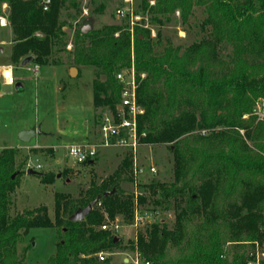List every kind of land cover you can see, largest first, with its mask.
Masks as SVG:
<instances>
[{
	"label": "trees",
	"instance_id": "16d2710c",
	"mask_svg": "<svg viewBox=\"0 0 264 264\" xmlns=\"http://www.w3.org/2000/svg\"><path fill=\"white\" fill-rule=\"evenodd\" d=\"M43 1L0 0V14L2 5L7 7L12 35L9 60L14 65L33 57L34 65L60 66L61 61L55 57L65 53L64 24L59 22L64 3L49 0L44 11ZM194 7L203 8L206 14L202 27L209 29V40L203 46L195 45L181 53L169 44L163 45L159 33L152 40L149 30L135 26L131 33L126 23L86 34L77 29L70 54L73 66L97 71L103 81H94L93 108L107 109L115 119L120 103L116 75L130 68L132 55L137 104L143 111L137 118L139 143L168 145L172 154L173 181L142 188L148 191L152 205L174 210L173 227L168 230L165 225L152 224L128 243L130 250L136 248L145 254L148 264H158L167 244H182L187 219L183 204L196 205L194 212L199 214L237 195L236 218L240 220L243 210L254 217V205L264 199V119L252 116L255 101L260 99L264 104V0H141L142 10L158 26L177 11L181 22L186 23ZM217 48L220 52L230 49L234 55L219 56ZM158 49L160 52H156ZM246 54L260 63L246 65ZM214 64H218V72ZM186 102L199 111L198 116L193 110H181ZM244 115H250L249 119L242 120ZM203 131L207 134L201 135ZM18 155L13 148L0 151V264H24L16 251L21 238L32 229L47 228L56 230L57 243L46 264H110L108 259L99 261L98 255L126 247L111 231L100 227L116 216L131 224L135 208L143 207L148 200L142 195L133 199L122 189L123 184L132 182L129 155L118 171L100 184L91 183L73 205L67 204L66 196L55 195L53 220L45 207L11 215V196L24 168V164L15 165ZM94 160L82 166L92 167ZM36 175L43 185L52 184L55 178ZM195 179L202 181L199 187ZM112 190V195L102 197ZM97 197L96 207L83 221L68 220ZM186 248L192 252L190 258L176 264H247L241 255L231 263L224 261L217 231L209 247L192 239Z\"/></svg>",
	"mask_w": 264,
	"mask_h": 264
},
{
	"label": "rangeland",
	"instance_id": "374dc122",
	"mask_svg": "<svg viewBox=\"0 0 264 264\" xmlns=\"http://www.w3.org/2000/svg\"><path fill=\"white\" fill-rule=\"evenodd\" d=\"M63 3L59 22L64 24L62 31L66 42L65 53L55 57L61 61L60 66H39L38 77L34 78L30 72L33 65H14L9 60V45H2L4 52L0 55V65L12 66L13 85L6 88L2 86L3 83L0 84V150L23 148V152H19L16 158L15 165L24 164L19 186L11 196L10 213L14 215L45 207L49 218L53 220L55 195L66 196L67 204L73 205L80 200L91 183L100 184L118 171L129 155L132 182L123 184L122 189L132 195L133 199L142 195L148 200L143 207L135 208V218L131 224L124 221L122 216H116L113 222L108 219L105 221L108 227H118L112 232L113 236L126 248L111 254H102V257L104 260L108 259L110 264H145V254L136 248L130 250L128 243L134 242L137 234H144L152 224L165 225L168 230L172 229L175 212L165 206L152 205L149 193L143 190L142 185L167 184L173 181L172 154L168 145H140L135 153L122 148L98 149L92 167L75 165L67 158L69 146L96 142L100 124L112 115L107 109L93 108L94 81H103L99 80L97 71L93 68L75 67L71 63L70 54L73 52L75 31L78 29L82 32L87 26L90 27L89 31H92L100 30L104 26L127 23L131 33L135 26L149 30L152 40L159 33L163 45L169 44L183 53L192 46H203L209 40V29L202 27L206 14L203 8L194 7L187 22L182 23L177 11L167 21H163L162 26H158L153 24L150 15L142 10L141 0H63ZM121 9H124L127 15L124 18L116 14V11ZM8 29H0V41L8 42ZM156 52H160V49ZM216 52L222 57L229 55L232 58L234 55L230 49L220 52L217 48ZM130 60V68H133L132 55ZM243 61L248 66L260 63L248 54L244 55ZM211 64L213 66V62ZM214 65L218 72V64ZM130 68L123 71H129ZM71 69H75L76 73L72 74ZM181 110L193 109L186 102ZM193 111L198 116L199 111ZM249 116H242V120H248ZM252 116L259 121L264 119L262 100L255 101ZM37 126L41 132L48 135L35 136L27 144L18 141L17 136L21 131ZM206 132L203 131L201 135H206ZM239 135H243V131H239ZM35 145L39 148H52L54 152L50 149L25 150ZM37 166L40 168L37 169ZM29 167L35 174L27 175ZM150 168L154 169V173H149ZM134 169L143 170V174L135 177ZM36 174L55 175V178L52 184L43 185ZM201 182L199 179L194 181L198 187ZM237 200V195H233L225 204L218 201L215 209L199 214L194 212L196 205L183 204L182 208L187 213L184 240L179 246L167 244L164 256L159 259L158 264H176L181 259L190 258L192 252L185 249L187 243L197 239L201 246L207 248L215 231L219 236L224 261L231 263L241 255L247 260V264H264V244H261V241H264L261 238V235H264V199L254 205V217H248L247 212L243 210L240 220L236 218V206H239ZM56 243L55 229H32L17 245L18 259H24V264H46L48 258L55 253Z\"/></svg>",
	"mask_w": 264,
	"mask_h": 264
},
{
	"label": "built area",
	"instance_id": "2783aa9c",
	"mask_svg": "<svg viewBox=\"0 0 264 264\" xmlns=\"http://www.w3.org/2000/svg\"><path fill=\"white\" fill-rule=\"evenodd\" d=\"M49 0L43 1V10H47ZM6 5H2L0 14V29L9 27L6 16ZM116 14L120 18H124L127 15L124 13V9L117 10ZM30 70L34 78L38 77L39 66L32 64ZM1 77L7 83V79H11L13 83L12 67L0 66ZM8 73V75H5ZM117 84L120 87V103L116 109L117 118L112 115L110 118L104 119L99 126V138L95 142H86L80 144H73L67 148L66 156L75 165L81 166L87 162H92L96 156L98 149L109 148H122L130 153H135L140 147L139 134L137 130V118L143 114V111L137 104V83L135 79L134 69L131 67L129 71H121L116 75ZM12 83L10 85H12ZM37 169L40 167L37 166ZM28 169H31L29 167ZM149 173H154V169L150 168ZM143 174V170H135L134 175ZM135 218V217H134ZM118 227H108L106 224L100 227L103 231H115ZM98 259L103 261L102 254L98 255ZM133 264H137L134 262ZM148 264V263H145Z\"/></svg>",
	"mask_w": 264,
	"mask_h": 264
},
{
	"label": "water",
	"instance_id": "95a60500",
	"mask_svg": "<svg viewBox=\"0 0 264 264\" xmlns=\"http://www.w3.org/2000/svg\"><path fill=\"white\" fill-rule=\"evenodd\" d=\"M90 30V27L87 26V27H84L82 29V33H87V31ZM33 62V57H26L24 58L20 65L22 67L26 66V65H29L30 63ZM71 73L72 74H75L76 73V70L75 69H71ZM40 131L39 129L37 128H32L28 131H22L21 133L18 134L17 138H18V141L22 144H27L29 143L36 135H40ZM91 163V162H89ZM35 174L33 171H31V169H28L27 170V175H33ZM15 176V175H14ZM14 176H12V178H14ZM114 193V190L110 191V192H107V193H104L102 195V197H106V196H110ZM100 197H97L96 199H94L89 205H87L86 207L82 208V209H78L76 210L70 217H69V221L72 222V223H78V222H81L83 221L90 213L91 211L96 207L98 201H99Z\"/></svg>",
	"mask_w": 264,
	"mask_h": 264
},
{
	"label": "crops",
	"instance_id": "0c3cea01",
	"mask_svg": "<svg viewBox=\"0 0 264 264\" xmlns=\"http://www.w3.org/2000/svg\"><path fill=\"white\" fill-rule=\"evenodd\" d=\"M1 12H3V10H1ZM5 12H6V10H5ZM9 30V29H8ZM11 38H12V35H11V32H9V39H8V42H2V41H0V55L4 52V49L2 48V45H9V47H10V41H11ZM30 64H32V63H30ZM1 66V65H0ZM6 66H9V65H6ZM12 67V66H11ZM12 70H13V68H12ZM1 83H3L2 84V86L3 87H6V88H11L12 87V85H10V84H8V83H6L3 79H2V77H1V72H0V84ZM20 85H17V87H19ZM34 128V127H33ZM35 128H37V129H39L40 127L39 126H37V127H35ZM30 129H32V128H30ZM30 129H28V130H30ZM28 130H24V131H28ZM39 131H40V129H39ZM22 132V131H21ZM20 132V133H21ZM40 135L41 136H47L48 135V133H47V135H46V133H43V132H41L40 131ZM36 136H39V135H36ZM84 143H86V142H84ZM82 144V143H81ZM13 149H17L19 152H23V148H21V147H14ZM44 149H50V150H52L53 152H54V150L52 149V148H39V147H37L36 145L35 146H33L32 148H28V149H25V150H44ZM3 150V149H2ZM1 151V150H0Z\"/></svg>",
	"mask_w": 264,
	"mask_h": 264
},
{
	"label": "clouds",
	"instance_id": "9594fccd",
	"mask_svg": "<svg viewBox=\"0 0 264 264\" xmlns=\"http://www.w3.org/2000/svg\"><path fill=\"white\" fill-rule=\"evenodd\" d=\"M7 83L11 84L12 83L11 79H7Z\"/></svg>",
	"mask_w": 264,
	"mask_h": 264
},
{
	"label": "snow or ice",
	"instance_id": "6c2138e0",
	"mask_svg": "<svg viewBox=\"0 0 264 264\" xmlns=\"http://www.w3.org/2000/svg\"><path fill=\"white\" fill-rule=\"evenodd\" d=\"M5 75H8V73H5Z\"/></svg>",
	"mask_w": 264,
	"mask_h": 264
}]
</instances>
